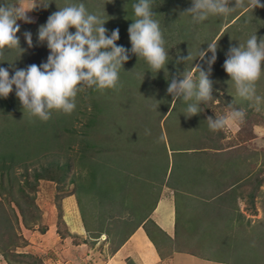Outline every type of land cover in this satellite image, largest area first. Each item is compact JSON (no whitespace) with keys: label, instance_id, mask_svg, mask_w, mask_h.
Returning <instances> with one entry per match:
<instances>
[{"label":"trees","instance_id":"obj_1","mask_svg":"<svg viewBox=\"0 0 264 264\" xmlns=\"http://www.w3.org/2000/svg\"><path fill=\"white\" fill-rule=\"evenodd\" d=\"M15 1L19 0H0V193L6 195L7 199L19 201L14 192L19 179L13 176L18 165L24 167L26 174L22 176L26 178L19 188V194L30 207V210H26L20 203L26 223L37 220L41 210L36 204V196L30 197L24 188L36 192L40 180L46 179L58 183L61 191L68 192L62 182L69 176L72 167L70 151L75 147L79 148L80 153L75 165L77 163L80 169L85 170V175L71 177L69 182L74 185V191L77 190L73 194L78 201L85 203L87 209L89 206L90 211L93 209L97 213V209H102L106 213L113 211L106 201L113 203L112 207L115 204L126 205L130 199L126 198L130 194H126L128 189L142 195L144 199H140L141 202L156 191L151 207L154 206L171 158L178 161L180 157L189 158L194 153L209 155V148L215 146L212 144L214 135L219 140L223 137V132L215 131L216 127L204 116L213 132L210 141L206 140L197 148L179 147L165 128L184 91L181 90L183 85L192 80L191 71L205 59V52L211 45L210 42L197 55L190 57L189 50H185L184 44H181L182 30L173 12L181 11L179 7L185 8L190 4L201 7V1L192 0L194 4L184 0H120L116 5L121 20L117 23L115 15L108 14L113 9L105 3L112 1L115 6V0H97L98 8L93 5L94 0H59L57 6L45 5L44 10L49 14H43L42 23H38L39 29L38 25L33 27L18 21L14 14ZM255 1L251 0L238 9L232 6V2L241 4L239 0H231V4H227L225 9L232 7L237 12L228 14V17L222 16L220 31L215 35L216 42L226 33L221 29L233 27L234 30L240 21H244V27H250L253 19L264 15V9L255 14L249 13ZM211 6L212 14L223 8L220 3ZM99 13V18L90 17ZM84 16L99 26L97 37L84 35L87 32L83 29ZM92 20L88 21V25ZM109 21L114 22L111 24ZM207 21L202 20L201 26L206 25ZM63 24L71 26L70 29L63 27ZM81 25V30H78L77 27ZM127 28L130 30L127 35L129 41L125 36ZM239 37L241 39L242 36ZM249 38L252 42L259 40L256 35ZM245 39H241L240 43ZM91 44L94 47L92 50L85 46ZM181 48L185 51H178ZM138 64L144 65L140 71L145 75L143 79L146 82L159 85L163 83L164 76L178 82L173 95L169 96L165 105L159 107H163L164 111L159 114L156 124L145 127L125 126L115 117L120 116L121 119L124 113L131 114L125 109L123 85L115 82L119 79L117 67L133 65L137 68ZM36 65L38 67L35 69ZM185 66L189 68L186 75L183 72ZM87 81L90 83L86 86ZM201 84L200 88L206 87ZM22 89L27 94H23ZM152 92L156 95V90ZM206 92L210 93L208 88ZM115 96L118 102L116 107ZM85 115V125L77 127V123L83 119L80 117ZM153 132H158L157 138H154ZM139 135H146L148 139H138ZM54 145H60L56 152H52ZM59 151L65 153L63 156L68 158V162L61 163L60 157L63 156L57 155ZM51 155L55 158L51 159ZM33 164L39 167L31 174ZM31 176L33 181L29 179ZM110 176L115 177L111 184ZM253 181L259 189L264 184V175L260 176L258 172ZM4 204L0 200V239L8 233L12 235L15 230ZM61 205L58 206L60 211ZM135 209L139 210L137 207ZM28 212L31 213L30 218L27 217ZM7 229L12 230L6 234Z\"/></svg>","mask_w":264,"mask_h":264},{"label":"rangeland","instance_id":"obj_2","mask_svg":"<svg viewBox=\"0 0 264 264\" xmlns=\"http://www.w3.org/2000/svg\"><path fill=\"white\" fill-rule=\"evenodd\" d=\"M58 1H15L14 14L21 24H30L35 27L38 23H42L41 20H43L42 16L44 13L49 14V11L45 12V5L50 6V4H54L57 6ZM119 1L115 0V6L114 2L105 1L108 7L111 6L113 9L108 14L115 15V22L117 23L121 20L116 5ZM184 1L193 2L192 0ZM199 1H201V7H196V4L193 2L195 5L190 4L185 8L179 7L181 11L178 9L173 12L176 15L175 20H178V25L182 30L183 43L181 44H184L185 50H189L190 57L197 55L210 42L211 45L205 52L207 54L205 59L201 64L199 63L200 65L198 64L197 73L194 75V71L198 66L195 65L191 71L193 75L192 80L186 83L187 86L186 84L183 85L181 89H184V91L177 101L175 110L172 111L166 121L165 128L167 134L175 139L179 147L188 148L194 146L197 148L206 140L210 141L209 138L212 136L211 132H213V129L209 128L208 123L203 118L204 116L216 127L215 131L223 132V136L226 138L222 140L226 144L224 147H228L227 145L233 142L231 146L234 148L239 142L237 152L248 155L251 158L252 163H248V169L251 171L252 178L258 172H260V176H263L264 15L253 19L249 24L250 27H244V21H240L235 25L236 28L234 30L233 27H229L227 30H225L226 27L221 29L222 32L226 33L216 42L217 38L215 39V35L220 31L219 25L222 16L228 17V14H235L237 12L236 9L245 6L251 0H239L241 4L232 2V6L236 9L229 7L228 10L225 7L227 4H231V0ZM218 3L223 8L216 14H212L211 5ZM96 4L97 0H94L93 5L98 8ZM99 7L103 6L99 5ZM263 9L264 0H256L249 13L255 14V12ZM262 13L264 14V12ZM90 17L92 19L99 18L101 17V13L96 14L94 17L91 14ZM92 19H89L87 16L83 17V29L87 30L84 35L89 38L97 37L100 29ZM89 20H92L90 25H88ZM202 20H208L207 24L201 26ZM109 22L112 24L114 21ZM39 27L38 25L37 29ZM55 27L58 26L56 25ZM63 27L70 29L69 27L71 26L67 27L63 24ZM77 28L79 30L82 28V25ZM129 32L130 30L127 28L125 36ZM117 35L122 36L124 34L117 33ZM254 35L259 36V40L252 42L253 40L249 36L254 37ZM239 36H242L241 39L246 38L243 43H240L241 39ZM126 39L129 41V36ZM92 42L93 40L91 39ZM85 46L91 47V50L94 49L92 44L91 46ZM185 50L183 48L178 49V51L183 52ZM186 61L189 62L191 60ZM37 67L38 65L35 66V69ZM140 68H144V65L138 64L137 68H134L133 65H119L117 67L119 79L115 82L123 85L122 91L125 109L133 114L124 113L121 119L120 116H115L125 126L136 125L145 127L150 124H156L159 114L164 111L163 107L161 109L159 107L166 104L169 96H172L178 87V82L175 79L165 76L164 78L162 77L163 83L159 85L149 81L146 82L143 79L145 75L140 71ZM188 69V66L183 68L185 75L188 73ZM143 70L146 71L145 69ZM183 75L179 76V79ZM89 83L87 81L86 86ZM201 83L205 84L206 87L200 88ZM207 88L210 93L206 92ZM153 90H156V95L153 94ZM22 92L23 94H27L24 92V89H22ZM153 95L156 98H152L154 97ZM116 103L118 102L115 96V107ZM201 109L203 110V115ZM232 117L235 118L233 123L231 122ZM80 118L83 119L81 123H77V127H83L87 121L86 115ZM163 122L164 120H162V124ZM124 128L126 129V127ZM157 133L153 132L154 138L158 137ZM141 138L145 140L148 139V136L139 135L138 139ZM58 146L60 145H54L52 152H56ZM78 149V147H75L73 151H70L72 153V167L68 172L69 176L65 182H62L68 192L61 191L58 188V183L46 179L40 180L39 189L36 192L28 187H23L30 197L36 196V204L39 205L41 210V218L39 217L37 220L29 221L28 223L24 221L23 214H21L20 208L22 206L20 203L24 205V208L26 207V210L28 208L30 210V207H27L25 199H22L19 194V188L21 185H24L26 178L22 175L26 173L24 167L17 166L13 178L19 179V184H15L14 192L16 197H19L20 202L18 199H7L6 195L0 193V200L5 203L4 206L15 224V230L13 229L12 235L8 233L12 229H7L6 234H8L6 237L0 239L2 242L0 245V264H40V262L42 264H124L126 262L124 256L127 255V252L125 250L123 251L125 255L121 256L120 260L115 257L116 253L121 250L120 248L135 232L137 224L144 219L148 209L152 205L155 194H152L151 197L148 195L150 198H145L141 202L140 199H144L142 195L136 194V192L134 193L130 189L128 191L124 190L127 191L126 194L130 193L129 197L126 196L127 199L130 198L127 201L129 202L128 204L125 201L126 205L115 204L112 207L113 203L111 204L106 201L108 208L113 209L112 212L107 211L105 213L102 209H97V213L93 209L90 211L89 206L87 209L85 203L83 204V202L78 201L76 195L73 194L77 190L74 191V185L69 182L71 177L85 175V170L80 169L77 163L75 165V160L77 161V157L80 155ZM59 153L57 154L59 156L65 154L61 151ZM196 154L194 153L190 156L192 162L195 159L203 157V154ZM50 158L54 159L55 156L51 155ZM60 160L61 163L69 161L64 156L60 157ZM208 160L209 157L205 158L206 162ZM206 162L204 163L207 164ZM193 163L190 164V168L197 170V174L201 176L205 167L200 166L199 163ZM209 166L213 167L214 165ZM36 167L37 164L31 165V174L34 173ZM232 167L233 164L231 165ZM201 168L203 169L199 173ZM180 172L179 170L174 172L171 178L172 183L178 178ZM29 179L33 181V176L29 177ZM113 180H115V177L110 176L109 183L111 184ZM115 186L118 185L115 183ZM260 190L263 195L258 200L261 215L260 218H256L257 221L256 219L254 222L248 221V224L242 227L233 226V222L231 221L228 231L232 232L227 237L230 242L227 241L226 244L222 242L216 244L213 242H210L213 244L202 242L201 244H192L191 247H196L201 253L200 256L207 255L214 257L220 262H224L225 259L229 261L228 264H264V184ZM69 196H72L73 202L66 201ZM131 198H137V200L133 201ZM109 200L113 201L111 198ZM60 203H62L61 211L58 209ZM83 206L85 209H83ZM135 207L139 208V210L137 211ZM27 217H31L30 212H28ZM191 229L198 228L197 226H192ZM224 233L223 236L225 237ZM192 238H195L193 234ZM126 244L125 246L130 248L133 245L132 243ZM132 251H135V253L139 252L137 249H132ZM127 263L133 264L131 261ZM167 264L178 263L174 261Z\"/></svg>","mask_w":264,"mask_h":264},{"label":"crops","instance_id":"obj_3","mask_svg":"<svg viewBox=\"0 0 264 264\" xmlns=\"http://www.w3.org/2000/svg\"><path fill=\"white\" fill-rule=\"evenodd\" d=\"M231 119L233 123L235 118ZM224 139L225 136L219 140L214 135L212 144L215 146L209 148L210 154L193 160L205 167L202 173L203 168L200 169L201 176L197 174V170L190 168L193 163L191 157H180L178 161H172L171 158L163 185L157 191L158 201L148 209L143 224L116 253V258L120 260L125 255V250L127 255L124 256V264H129L128 261L133 264H167L174 261L178 264H228L229 261L225 259L220 262L214 257L200 256L197 248L191 245L202 242L226 244L227 241L230 242L227 237L232 232L228 231L231 221L233 226L242 227L248 221L254 222L256 218H260L258 200L263 195L260 190L263 184L259 189L254 184V178L248 169V165L252 163L251 158L237 152L239 142L234 148L231 146L233 142L224 147ZM207 157L208 162L205 161ZM176 170L181 172L172 183L171 178ZM71 197L66 201L73 202ZM192 226H197L198 229H191ZM130 243L133 244L131 248L125 246ZM132 249H137L139 255Z\"/></svg>","mask_w":264,"mask_h":264}]
</instances>
